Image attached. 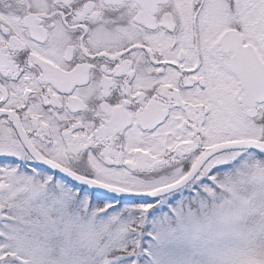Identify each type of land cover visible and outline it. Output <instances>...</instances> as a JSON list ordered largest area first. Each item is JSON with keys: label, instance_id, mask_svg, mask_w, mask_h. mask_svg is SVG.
Here are the masks:
<instances>
[{"label": "snow or ice", "instance_id": "1", "mask_svg": "<svg viewBox=\"0 0 264 264\" xmlns=\"http://www.w3.org/2000/svg\"><path fill=\"white\" fill-rule=\"evenodd\" d=\"M0 264H264V0H0Z\"/></svg>", "mask_w": 264, "mask_h": 264}]
</instances>
